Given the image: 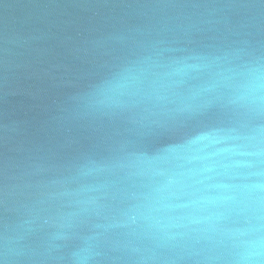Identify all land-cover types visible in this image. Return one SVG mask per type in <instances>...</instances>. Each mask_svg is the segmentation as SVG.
<instances>
[{
	"label": "water",
	"instance_id": "95a60500",
	"mask_svg": "<svg viewBox=\"0 0 264 264\" xmlns=\"http://www.w3.org/2000/svg\"><path fill=\"white\" fill-rule=\"evenodd\" d=\"M239 49L264 57L262 0H0V233L67 187L95 200L108 264H237L240 234L264 236V107L218 75ZM144 56L160 66L122 107L86 111Z\"/></svg>",
	"mask_w": 264,
	"mask_h": 264
},
{
	"label": "clouds",
	"instance_id": "9594fccd",
	"mask_svg": "<svg viewBox=\"0 0 264 264\" xmlns=\"http://www.w3.org/2000/svg\"><path fill=\"white\" fill-rule=\"evenodd\" d=\"M195 59L206 60L202 57ZM219 59L217 57L216 61ZM224 59L229 66L218 72V75L229 81V86L236 92L237 97L233 102L241 104L248 112L259 113L264 107V57L239 49L226 53ZM211 63L213 61H208L205 66ZM159 66L151 62V56L125 63L91 85L81 97V103L88 113L120 108L124 105L123 98L137 89L146 75ZM197 66L184 63V68ZM93 170L102 168L85 166L78 171L80 175H87ZM80 191L82 189L70 191L66 187L58 195L47 194V200L39 199L33 204L21 205L25 218L15 225H5L3 233H0V264H108L117 259L110 255L120 249L109 239L108 227L91 219L89 207L95 204V200L71 199L78 197ZM63 196L70 199L62 201L53 211L51 202ZM40 231H45L46 236L36 243L35 234ZM240 235L248 238L233 244L232 258L237 264H264V236L258 232H242Z\"/></svg>",
	"mask_w": 264,
	"mask_h": 264
}]
</instances>
